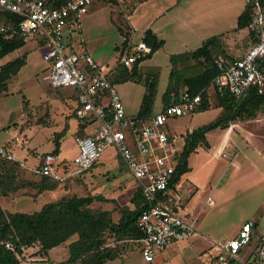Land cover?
Segmentation results:
<instances>
[{
	"label": "rangeland",
	"instance_id": "1",
	"mask_svg": "<svg viewBox=\"0 0 264 264\" xmlns=\"http://www.w3.org/2000/svg\"><path fill=\"white\" fill-rule=\"evenodd\" d=\"M136 1L93 0L91 9L81 20V33L73 34L67 40L69 47L75 52H87L102 72L112 70L125 40L127 42L132 34L127 17ZM246 35V30L239 32L232 36L234 42L229 47L223 42L219 49L230 48L231 51L228 52L233 56L238 55L247 47V43L240 40ZM140 40V34L134 33L133 42L138 43ZM44 53L45 49L39 48L34 41L26 42L17 55H27L28 62L7 84L6 91L0 93V147L27 166V169L17 171L11 178L10 184L16 189L7 196L0 195V207L6 215L15 212L32 214L40 211L45 205L62 199L92 197L94 202L85 209L95 214L107 212L111 222L118 224L124 213L138 209V198L134 196L137 190L136 183L114 149L103 152L92 170L85 175L69 180L65 184L51 183V186L49 182V187H52L50 190H42L41 177L28 170V167L35 165L43 154L54 150L53 140L59 132L61 144L56 155L58 162L73 165L78 156L75 136L82 135L79 130L76 134L75 130H68L67 120L73 116L72 91L50 89L49 65L42 58ZM147 60L149 59L137 66L138 70L139 66L147 67L139 71L138 82L131 81L133 85L128 83L126 86L121 83L115 85L130 115L137 114L146 91L145 86L150 81L156 83L150 114L158 112L164 104L163 94L171 65H168L161 55L152 59L153 64L140 65ZM175 67L183 71L184 75L195 74L200 69L197 62L190 59L179 60ZM122 86L124 90H121ZM210 96L209 111L201 115H196L195 112L187 117L171 119L167 127L169 132H186L213 121L218 110L215 108L217 103L212 91ZM56 103L59 104L55 107ZM239 123L244 124L251 134L241 135L233 129L234 139L228 138L221 151L226 156H221L218 154L221 144L214 145L217 136L230 129L231 125ZM94 126L91 124L85 129L93 131ZM214 131L216 132H212L208 137L207 146H200L193 152L196 159L198 155L206 157L207 163L210 164L207 167L211 171L208 178L204 173L201 174L203 177L201 185L204 184V188L198 186L194 200L189 205L190 215L196 220L195 226L203 238L199 236L189 240L187 243L193 245H188L183 256L175 253V250L172 252V249H168L166 253L156 252L155 264H211V257L207 252L202 253L209 246V241H225L234 237L241 226L249 220L255 222V235L252 243L244 248L240 257L245 261L248 258L250 263L254 260L256 240L264 233V105L255 112L253 118L236 121L226 129ZM175 147L177 149L176 142ZM200 159L199 157L198 160ZM3 166L0 161V167ZM185 177L183 176L184 180ZM189 183L190 186L193 185ZM190 196L183 199L182 207ZM208 196L214 202L212 207L204 206ZM182 207L179 210L181 216ZM76 238L74 235L56 247L47 259L42 254L38 255L40 253L38 244L22 248L19 262L63 264L68 259L67 246ZM103 238L107 246L116 247L120 256L119 259L107 264H143L137 244L130 243L128 239L109 231L103 233Z\"/></svg>",
	"mask_w": 264,
	"mask_h": 264
},
{
	"label": "built area",
	"instance_id": "2",
	"mask_svg": "<svg viewBox=\"0 0 264 264\" xmlns=\"http://www.w3.org/2000/svg\"><path fill=\"white\" fill-rule=\"evenodd\" d=\"M244 3L251 8L246 31L254 44L242 57L219 54L213 58L219 71L210 87L214 97L239 98L253 86L258 87L259 93L264 91V0H244ZM92 5L93 0H68L58 8H50L43 0H0V11L20 18L17 30L20 38L34 41L37 46L38 41L42 42L45 49L42 58L49 65V86L77 91L72 114L78 125L83 129L95 125L91 134L76 137L78 156L73 165L58 162L51 152L43 154L28 170L65 184L91 171L103 152L114 149L143 199L144 208L135 219V227L143 236L136 241L140 258L143 264H155L156 252L198 235L196 220L179 214L183 199L193 190L182 177L174 180L179 152L175 147L176 136L167 127L171 119L197 112L202 97L185 92L178 103L161 107L147 117L129 116L115 85L107 77L116 67L131 68L147 56L149 48L142 40L127 41L114 68L105 72L87 52L73 51L67 40L79 33L80 20ZM0 158L27 169L24 162L1 147ZM213 205V200L207 197L205 206ZM254 230V222L247 221L234 238L213 244L212 248L218 252L212 255L211 264H264V233L258 239L254 260L250 263L240 257L241 251L252 243ZM5 248L12 251L13 245L6 243Z\"/></svg>",
	"mask_w": 264,
	"mask_h": 264
},
{
	"label": "trees",
	"instance_id": "3",
	"mask_svg": "<svg viewBox=\"0 0 264 264\" xmlns=\"http://www.w3.org/2000/svg\"><path fill=\"white\" fill-rule=\"evenodd\" d=\"M43 1L50 8H58L68 0ZM250 21L251 8L245 5L243 13L237 19L236 31L246 30ZM19 22L20 18L16 15L0 11V29H3L0 30V59L19 50L26 44V41L17 34ZM243 41L247 43V47L237 57H242L254 44L249 33ZM142 42L149 48L147 56L137 61L131 68L116 67L112 74L107 77L112 85L128 81L138 82L140 76L138 64L150 59L153 53L163 45V42L158 40L149 30L144 32ZM222 45V37H213L192 52L169 58L171 70L163 94L164 104L162 107L178 103L180 96L187 92L190 96L201 95L202 101L197 112L210 109V87L214 78L219 74L213 58L219 54L227 58L230 57L225 49H219ZM41 46L42 42L38 41V47L41 48ZM187 59L196 61L197 65L200 66L197 73L184 75L183 71L175 67L176 62ZM24 65L25 56H21L0 67V93L6 91L10 79L17 75ZM145 87L146 91L137 113L138 117L151 115V106L155 98L156 83L150 81ZM50 89L54 91L70 90L72 91V101H77V91L74 88L57 89L50 87ZM215 100L216 107L221 108L222 113L212 122L202 125L184 136L183 148L176 155L175 181L190 171L188 159L196 148L207 146V133L216 129H226L236 121L249 120L254 117L255 112L264 105V91L259 93L258 87L253 86L239 98L226 95L224 97L216 96ZM79 129L82 130L83 127L79 126ZM59 138H61V133L55 135L53 140L55 148L52 153L54 155H58L59 152L61 141ZM0 161L4 164L3 167H0V195L7 196L16 189L10 184L11 178L17 171L24 169L20 168L17 163L9 162L3 158H0ZM40 183L42 190L52 189L49 187V184L52 186L51 183L60 184L45 177H41ZM134 196L138 198V209L124 213L118 224L111 222L107 212L95 214L85 209L94 202L92 197L62 199L47 204L40 211L32 214L15 212L6 215L0 207V264H20L19 257L22 255V248L36 244L40 247L38 255L42 254L47 259L51 249L63 244L74 235L77 238L68 244V259L63 264H107L119 259L120 256L116 247L106 245L103 233L109 231L134 244L142 239V234L135 227V219L144 208L143 199L138 189ZM6 243L13 245L12 251L5 248Z\"/></svg>",
	"mask_w": 264,
	"mask_h": 264
},
{
	"label": "crops",
	"instance_id": "4",
	"mask_svg": "<svg viewBox=\"0 0 264 264\" xmlns=\"http://www.w3.org/2000/svg\"><path fill=\"white\" fill-rule=\"evenodd\" d=\"M244 9H245L244 0H137L133 6L132 11L127 17L128 25L132 33L129 40L127 41H131V43H135L133 42V34L136 32L140 34L141 40H142L144 32L149 30L158 40L163 42V45L155 53H153L152 57L149 60H147V62L145 61L141 63L140 65H144V63L153 64L152 59L158 55L163 56L166 59V62H168V65H170L169 58L171 56L192 52L198 49L199 47H201L202 44L206 40L213 38V37H222L224 44L229 47V45L234 42V39L232 36H235L239 34V32L244 31V30L236 31L237 19L243 13ZM81 20H80V30H79V33H77L78 35L81 33ZM240 40L243 41L244 37H242ZM81 42L82 40H80L79 43L81 44ZM24 46L20 48L19 50H16L13 53H10L6 55L5 57H3L2 59H0V67H2L6 63L18 57H21V56H25V65H26V63L28 62L27 55L25 54L21 56L20 54L17 55L19 51L24 48ZM31 49H32V46H31ZM228 51H231L230 48H227L226 52L228 54L233 55L231 52H228ZM241 53L242 52H240L239 54ZM144 68L146 69L147 67L139 66V71L140 70L142 71ZM168 71H169V68H168ZM15 76H13L10 79V81ZM128 83L130 85H133L132 82H129V81L121 83V84L126 86ZM124 89L125 88L122 86L121 90H124ZM57 104L59 103H56L54 106L56 107ZM140 105H139V108H140ZM74 106H75V102L72 101L71 110H73ZM215 108L218 110V113L216 117L214 118V120L217 117H219L222 113L221 108H218V107H215ZM125 111L129 116H135V115H130L127 112L126 108H125ZM207 111L197 112L196 115L204 114ZM67 123L69 127L68 130L70 129L73 131L75 130L74 132L75 134L78 132V130L82 132L81 136L89 135L93 132V131H87L85 128L82 130L79 129L78 122L73 116L72 118H69L67 120ZM254 124H257V123H253V125ZM70 125H71V128H70ZM198 127H193L187 130L186 132H178V133L173 132V134H175L176 136L175 142L177 145L178 152H180L183 148L184 136L187 133L192 132V130ZM233 129H236L235 131H238L239 133H241V135L251 134V132L247 130L244 124L239 123V124L231 125V128L224 131L223 134L218 135L214 142L215 146H218V144H221V147H220L221 149L218 152V154H220L221 151L223 150L225 146L224 144L227 143L228 138L231 140L234 139ZM212 132H216V131H211L206 134L207 142H209L208 137L209 135H211ZM75 137H79V136H75ZM194 155L195 153H192L188 159V167L190 171L186 173L185 175H183V176H186L185 181H187L188 183L191 182V184H193L191 185L193 192L191 196L188 197V199L186 200L181 210L183 216L190 220H194V218H192V216L190 215L191 212L189 210V205L194 200V195L196 194L198 190V186H200L201 188H204V184L201 185V181L203 179L201 174L204 173L205 175H207V178H208L211 172L209 167H207L210 164L207 163L208 161L206 157L198 155V159L199 157L201 158L200 160H198L196 159L197 157L195 158ZM234 163H236V157L234 159ZM183 176H182V180H184ZM198 195H199V192H198ZM205 201H204V206H205ZM249 221L254 222L253 220H249ZM254 235H255V230L252 235V241H253ZM199 236L200 235L198 232V235L193 237L192 239L198 238ZM200 237L203 238V236H200ZM258 239L256 240V244H255L256 249L258 247ZM188 241L189 240L184 241V242L170 244L162 251L166 253L168 252V249H172V252H174L173 250H175V253H178L179 255L183 256L188 245H193L192 243L191 244L187 243ZM225 241H209V246L207 247V249L203 250L202 253L207 252V254L210 257H212V255L217 254L218 252L216 249L212 248V245L215 243H223ZM54 249H56V247L51 249L48 252V257L49 255H51L52 253L51 251ZM243 250L241 251L240 256ZM162 251H159V253ZM164 257H166V255ZM155 259H156V255H155Z\"/></svg>",
	"mask_w": 264,
	"mask_h": 264
}]
</instances>
